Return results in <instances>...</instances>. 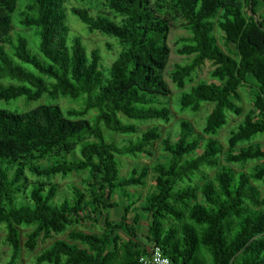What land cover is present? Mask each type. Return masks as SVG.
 I'll return each mask as SVG.
<instances>
[{
  "label": "trees",
  "instance_id": "obj_1",
  "mask_svg": "<svg viewBox=\"0 0 264 264\" xmlns=\"http://www.w3.org/2000/svg\"><path fill=\"white\" fill-rule=\"evenodd\" d=\"M27 1L21 24L38 29L44 60L33 54L27 38L12 35V16L19 0H0V101H23L30 106L44 98H64L81 107L66 113L54 105H40L23 113L0 109V227H6L14 250L10 264L16 262L21 250L19 227L35 229L26 243L33 250L41 237L64 233L74 218L102 216V209L117 208L113 200L117 192L130 198V189L145 185L146 169L139 172L136 168L129 177H121V159L144 155L161 139L159 129L152 128L123 146L107 141L103 128L133 136L140 132L131 122H170L171 111L164 99L171 89L165 72L171 55L168 40L172 22L178 19L190 34L179 40L178 54L191 59L187 65H176L171 74L175 86L183 91L181 110L197 113L203 104L212 109L203 131L208 137L204 144L201 137L193 135L187 121L181 123L176 143L165 142L169 164L159 166L157 192L137 214V220L145 214L150 220L146 234L149 246L139 241V229L129 223L126 208L106 240L82 235L81 241L92 253L58 241L37 262L108 264L114 254L111 234L123 232L128 237L126 264H141L140 258L151 246L160 247L175 264H203L197 256L201 246L211 252L214 264H264V201L260 202L250 179L264 182V165L238 178L232 168L223 167L218 176L221 191L209 184L201 202L197 201V189L187 185L204 178L206 170L221 167L224 147L216 137L227 126L230 114H243L239 104L244 88L253 91L257 113L247 114L231 132L228 145L233 154L229 160L240 166L264 162V147L235 153L238 146L264 135V24L254 17L262 0H94L109 10L95 14L72 7L71 13L90 34L99 33L118 42V56L106 71L98 50L89 53L80 38L70 43L69 0ZM216 30L222 34L225 49ZM206 62L214 66L212 82L194 84L197 71ZM188 84L192 86L184 91ZM90 115L94 117L90 119ZM78 149L81 158L67 162L66 156ZM54 160L42 168V162ZM82 170L89 171L91 184L99 187L91 212L86 196L78 189L75 206L69 200L56 203L58 187L53 184L36 185L28 191V173L50 181ZM192 201L196 203L188 218L202 228L203 236L194 225H187L182 244L177 240V229L166 230L162 223L167 215L183 222L186 216L174 204L188 207ZM249 203L260 210H252ZM106 223L112 225L109 220Z\"/></svg>",
  "mask_w": 264,
  "mask_h": 264
},
{
  "label": "rangeland",
  "instance_id": "obj_2",
  "mask_svg": "<svg viewBox=\"0 0 264 264\" xmlns=\"http://www.w3.org/2000/svg\"><path fill=\"white\" fill-rule=\"evenodd\" d=\"M28 1L27 0H19L18 7L16 12L12 16V23L14 26V31L12 35L23 36L28 39L30 49L34 55L38 56L41 60H44L40 55L39 47H40V37H38V29L37 28H26L23 27L21 21L23 18V12L26 10ZM68 6V25L70 27V35L69 41L73 44L74 39L80 38L82 42L87 46L89 53L93 50H98L100 52L102 58V69L105 71L112 66L115 62L118 53L120 51V47L118 42L115 39L109 38L107 36H103L99 33L90 34L86 28V26L82 23V21L71 13L72 7H83L90 9L92 13L97 12H106L108 13L105 7H102L100 3L95 2L94 0H69L67 3ZM216 35L219 40L220 45L223 46L222 34L216 30ZM190 36L186 26L182 20H173L172 22V30L169 36V47L171 49V55L169 60L168 68L165 72V81L168 83L171 94L164 99L166 101L168 108L171 111V120L169 123L161 122V121H153L148 123H134L139 127V134L133 136H124L117 133L109 132L105 128H103L105 139L109 142H115L118 145H128L129 141H137L139 137L146 131L152 128H158L161 134V139L157 140L144 155H139L137 158L133 157H124L121 159L122 161V170L121 177L126 178L132 174L134 169H138L141 172L143 169L147 170V177L145 179V185L142 187H138L136 189H130V198H125L121 195V193L116 194L113 198L114 202L117 203L118 207L115 209H102V216H97L95 214L88 215L83 219L78 217L73 219V222L68 225L67 230L62 234L53 233L51 238L44 239L41 237L38 240L36 248L30 250L27 248L26 243L29 241L30 236L34 233V228L29 227H19L20 237V253L16 259L14 264H38V258L47 251L55 242L63 241L70 245H76L81 248L86 249L88 252L92 253V249L81 241V237L90 236L100 240H106L108 236H110V232L117 228V223L121 221L125 214V209L128 210L127 219L132 223V225L136 226L139 236V241L143 243H147L149 246V241H147V230L150 226V220L141 215V218L137 220V214H141V209L146 206L147 201L157 192L158 180L161 176V172L159 170V166L163 165L165 167L168 166L170 158L164 151V145L166 140H170L173 144L177 142L178 137L180 136V125L183 121H187L192 126L193 135L201 137V144H204L205 140L208 138L204 134V127L207 121V117L211 112L212 107L209 104H203L202 109L197 112L191 111H182L180 102L183 95V91L179 90L171 79V74L176 65H187L190 63L191 59L185 56H181L178 54V50L180 49L179 40L182 38H188ZM3 47V44L0 43V49ZM9 51V46H6ZM223 49L224 46H223ZM214 70V66L210 62H206L204 66H202L196 73L194 84L199 82H212L211 73ZM2 81H4L2 79ZM5 82V81H4ZM192 85L188 84L184 91H189ZM242 95V103L239 105L243 108V114L240 116L235 114L229 115V122L226 127H224L216 139L223 145L224 151L221 156V167L216 170H206V175L204 178L198 177L194 179L193 183H187L197 189L198 202L205 200L204 197V189L209 184H213L217 190L220 192L221 187L218 183V176L221 173L223 167H230L233 169L236 178L239 177L241 173L251 174V171L254 167L258 165H264V162L254 161L246 166L235 165L230 162L229 157L233 154L228 145V138L231 136V132L235 130L239 124H241L246 115L249 113L256 114L257 110L254 107V93L249 88H244L241 90ZM40 105H54L59 106L65 113L70 109H80L81 104L70 101V99L60 98L58 100L44 98L42 102L33 103L30 106H26L23 101L18 102H10L7 103L5 101H0V109L9 110L12 112L23 113L32 109L37 108ZM93 115H90V119L93 118ZM124 123H127L126 120L123 119ZM255 141L250 144L240 145L236 149L235 153L240 150H248L250 148L256 147H264V135H259L255 139ZM80 149L76 150V152L69 154L66 156L67 162H73L75 159H80ZM57 160L52 162H42V168L49 166L51 163H55ZM29 179L28 191L33 189L36 185H49L53 184L58 187V192L56 195V203H64V201L69 200L72 206H75V190L78 189L83 192L86 196V206L89 207V212H91L93 203L96 199L95 190L99 189V187H95L91 183L90 173L89 171L82 170L80 172H73L72 175L68 177L58 176L56 178L51 179L50 181L47 179H38L32 176L30 173L27 174ZM253 185L256 187L259 193L260 202L264 201V182H256L253 178H250ZM186 185V186H187ZM183 186V185H182ZM49 187V186H48ZM184 187V186H183ZM196 201H192L188 204V207H183L179 204H174V206L182 211L186 218L183 222L176 221L173 217L167 215L168 221H163V227L168 230L171 228L177 229V240H179L183 244V233L186 229L187 225H194L188 218L190 213V209L194 207ZM250 204V203H249ZM251 209L254 211L260 210V206L256 207L255 205L250 204ZM264 208V207H262ZM88 214V213H87ZM241 221V218H237ZM106 220H109L112 224L108 226ZM236 220V221H238ZM238 221V222H239ZM136 223V224H135ZM196 232L202 238L203 231L199 226L194 225ZM234 230H236V226H234ZM111 244L110 250H112L113 257L109 261L108 264H126L125 262V245L127 243V236L121 232L115 234H111ZM198 258L201 260L203 264H214V257L211 252L204 246H201L198 254ZM14 257V250L9 240V233L6 227H0V264H10ZM244 257V256H243ZM242 257V258H243ZM241 260V258H240ZM240 263V261H238Z\"/></svg>",
  "mask_w": 264,
  "mask_h": 264
},
{
  "label": "built area",
  "instance_id": "obj_3",
  "mask_svg": "<svg viewBox=\"0 0 264 264\" xmlns=\"http://www.w3.org/2000/svg\"><path fill=\"white\" fill-rule=\"evenodd\" d=\"M141 264H175L165 256L163 250L157 246H151L147 255L140 258Z\"/></svg>",
  "mask_w": 264,
  "mask_h": 264
},
{
  "label": "crops",
  "instance_id": "obj_4",
  "mask_svg": "<svg viewBox=\"0 0 264 264\" xmlns=\"http://www.w3.org/2000/svg\"><path fill=\"white\" fill-rule=\"evenodd\" d=\"M249 9H246V13L249 14ZM255 18L264 24V0H262L255 8Z\"/></svg>",
  "mask_w": 264,
  "mask_h": 264
}]
</instances>
